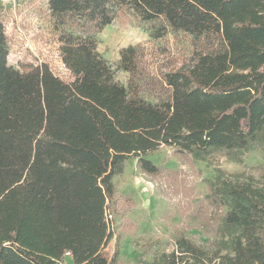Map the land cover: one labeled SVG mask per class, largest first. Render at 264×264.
Returning a JSON list of instances; mask_svg holds the SVG:
<instances>
[{
	"label": "trees",
	"instance_id": "16d2710c",
	"mask_svg": "<svg viewBox=\"0 0 264 264\" xmlns=\"http://www.w3.org/2000/svg\"><path fill=\"white\" fill-rule=\"evenodd\" d=\"M48 8L71 81L46 64L10 65L0 20V264H61L67 251L74 264H116L108 211L130 156L159 175L145 155L161 145L199 160L264 149V0H48ZM122 10L210 47L163 74L147 90L154 101L141 95L139 47L120 52L127 84L98 50L96 36ZM210 187L227 208L228 251L181 235L140 264H264V172Z\"/></svg>",
	"mask_w": 264,
	"mask_h": 264
},
{
	"label": "rangeland",
	"instance_id": "374dc122",
	"mask_svg": "<svg viewBox=\"0 0 264 264\" xmlns=\"http://www.w3.org/2000/svg\"><path fill=\"white\" fill-rule=\"evenodd\" d=\"M0 20L6 29L10 65L25 70L46 64L62 79L72 80L61 56L62 31L50 14L48 0H0ZM96 40L99 52L123 84L128 83L129 74L118 69L120 52L129 46L139 47V73L148 80L140 82L141 95L152 101L155 98L148 91L159 86L163 74L188 65L196 51L210 48L205 39L163 29L160 20L143 21L129 10H122ZM236 155L233 158L225 150H216L206 160H199L161 145L145 155L160 167L159 175L142 171L137 158L130 156L124 171L114 178L118 195L108 211L114 236L106 251L110 255L117 252L116 264L150 260L156 250H171L181 235L211 253L228 251L230 242L221 230L227 208L211 198L210 181L221 178L239 183L250 177L259 179L264 172L262 147ZM61 264L74 263L66 256Z\"/></svg>",
	"mask_w": 264,
	"mask_h": 264
},
{
	"label": "built area",
	"instance_id": "2783aa9c",
	"mask_svg": "<svg viewBox=\"0 0 264 264\" xmlns=\"http://www.w3.org/2000/svg\"><path fill=\"white\" fill-rule=\"evenodd\" d=\"M71 255H72V254H71L70 251H67V252H66V256H70V257H71Z\"/></svg>",
	"mask_w": 264,
	"mask_h": 264
}]
</instances>
